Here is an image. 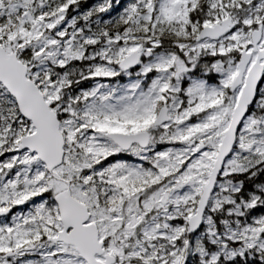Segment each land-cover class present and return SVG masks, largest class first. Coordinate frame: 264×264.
Masks as SVG:
<instances>
[{"label": "snow or ice", "instance_id": "snow-or-ice-1", "mask_svg": "<svg viewBox=\"0 0 264 264\" xmlns=\"http://www.w3.org/2000/svg\"><path fill=\"white\" fill-rule=\"evenodd\" d=\"M0 264H264V0H0Z\"/></svg>", "mask_w": 264, "mask_h": 264}]
</instances>
